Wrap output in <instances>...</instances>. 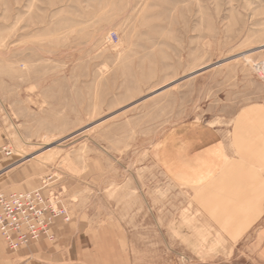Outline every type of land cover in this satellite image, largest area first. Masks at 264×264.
Returning a JSON list of instances; mask_svg holds the SVG:
<instances>
[{
	"label": "rangeland",
	"instance_id": "rangeland-1",
	"mask_svg": "<svg viewBox=\"0 0 264 264\" xmlns=\"http://www.w3.org/2000/svg\"><path fill=\"white\" fill-rule=\"evenodd\" d=\"M0 153V194L46 183L70 223L127 221L156 264L240 211L223 169L259 180L264 216V0H0ZM59 222L17 250L0 234L7 264L60 263ZM93 235L72 252L100 264Z\"/></svg>",
	"mask_w": 264,
	"mask_h": 264
},
{
	"label": "crops",
	"instance_id": "crops-1",
	"mask_svg": "<svg viewBox=\"0 0 264 264\" xmlns=\"http://www.w3.org/2000/svg\"><path fill=\"white\" fill-rule=\"evenodd\" d=\"M258 184V179L236 177L234 167L223 169L217 185L233 186L234 200L239 199L243 203L240 211H228L226 223L219 216L215 220L213 235L206 240L203 226L195 225L190 231L186 227L185 233L181 230L178 248L180 257L174 260L164 258V264H264V216L260 211L253 210L255 203L263 200V189ZM71 217V223L59 222L61 225H57L55 229L60 239L58 249H68L60 254L62 259L57 257L61 260L58 264H94L86 256L79 257L72 252V249L82 248L76 245L79 238L74 240L81 232L85 238H88V234H94L95 238L98 233L100 245H97V241L84 238L83 249L87 251V255L88 251L100 250V264H156L155 257L152 256L154 244L135 243L132 238L134 232L130 230L127 221L116 218L97 223L88 217L83 220L77 215L74 217L71 214ZM113 230L114 248L106 240L109 231ZM4 245L0 236V264H7ZM109 250H113L114 254H109ZM65 254L68 257L65 258Z\"/></svg>",
	"mask_w": 264,
	"mask_h": 264
},
{
	"label": "built area",
	"instance_id": "built-area-1",
	"mask_svg": "<svg viewBox=\"0 0 264 264\" xmlns=\"http://www.w3.org/2000/svg\"><path fill=\"white\" fill-rule=\"evenodd\" d=\"M4 153L10 154L7 149ZM46 185L35 191L0 194V234L12 250L43 238L53 242L54 223L70 221L58 195L52 191L44 193Z\"/></svg>",
	"mask_w": 264,
	"mask_h": 264
},
{
	"label": "bare ground",
	"instance_id": "bare-ground-1",
	"mask_svg": "<svg viewBox=\"0 0 264 264\" xmlns=\"http://www.w3.org/2000/svg\"><path fill=\"white\" fill-rule=\"evenodd\" d=\"M58 147V146H57Z\"/></svg>",
	"mask_w": 264,
	"mask_h": 264
}]
</instances>
